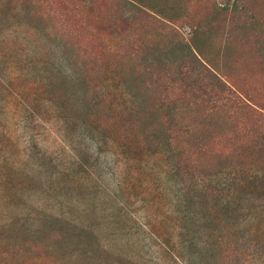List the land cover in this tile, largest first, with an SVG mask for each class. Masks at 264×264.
Instances as JSON below:
<instances>
[{"label": "rangeland", "instance_id": "374dc122", "mask_svg": "<svg viewBox=\"0 0 264 264\" xmlns=\"http://www.w3.org/2000/svg\"><path fill=\"white\" fill-rule=\"evenodd\" d=\"M141 2L0 0V264H264V0Z\"/></svg>", "mask_w": 264, "mask_h": 264}, {"label": "trees", "instance_id": "16d2710c", "mask_svg": "<svg viewBox=\"0 0 264 264\" xmlns=\"http://www.w3.org/2000/svg\"><path fill=\"white\" fill-rule=\"evenodd\" d=\"M132 1H134L135 3H137L140 6L143 5L142 4L143 2H141V0H132ZM146 7H149L147 9H149L152 14H157L160 17H162L163 19H166L168 21H171L173 19V17L170 16V14L168 15L166 12L162 11L161 9L156 8L155 6L147 5ZM228 9L230 11H232V17H233L234 21H236V20L240 19L242 14L246 13V11H247V3L243 2V0H234L232 5L228 6ZM193 32H194L193 36H196L195 34H196L197 30L194 29ZM193 50L195 52H197L200 55V57H204L205 58V60H203L204 62L202 64L206 65L207 68L204 65H202V66L205 67V69L209 73H213V75L215 74L214 77L217 78V80H218L219 76L216 75V73H217L216 71H219L218 70V66L214 62L209 60V58L205 57V54L203 53V51H202L201 47L199 46V44L197 43V41L193 42ZM219 84H220V86L222 88L226 87V84L224 82H222L221 80H219ZM232 94L235 95L234 91L232 92ZM235 97L238 99L237 95Z\"/></svg>", "mask_w": 264, "mask_h": 264}]
</instances>
